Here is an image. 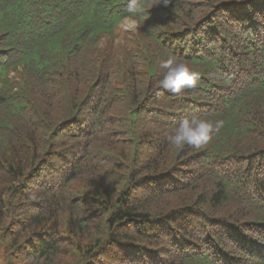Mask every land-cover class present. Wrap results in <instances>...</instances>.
Listing matches in <instances>:
<instances>
[{"label": "trees", "instance_id": "trees-1", "mask_svg": "<svg viewBox=\"0 0 264 264\" xmlns=\"http://www.w3.org/2000/svg\"><path fill=\"white\" fill-rule=\"evenodd\" d=\"M129 3L0 0V264H264V0Z\"/></svg>", "mask_w": 264, "mask_h": 264}, {"label": "clouds", "instance_id": "clouds-1", "mask_svg": "<svg viewBox=\"0 0 264 264\" xmlns=\"http://www.w3.org/2000/svg\"><path fill=\"white\" fill-rule=\"evenodd\" d=\"M162 2L167 5L170 0H162ZM129 11L133 14H140L143 12V7L137 4V0H130ZM129 26L134 27V24ZM159 68L163 70V74L156 84L157 89L179 95L184 89H191L197 85V72L188 63L175 56L168 55L166 59H161ZM222 125V121H216L214 124L211 120L198 115L185 117L168 136V141L177 148L190 145L195 149H200L209 142L211 133L219 131Z\"/></svg>", "mask_w": 264, "mask_h": 264}, {"label": "rangeland", "instance_id": "rangeland-1", "mask_svg": "<svg viewBox=\"0 0 264 264\" xmlns=\"http://www.w3.org/2000/svg\"><path fill=\"white\" fill-rule=\"evenodd\" d=\"M134 24V27H130L129 25ZM137 21L133 20V19H125L122 23H121V28L124 31H131V32H136L137 30Z\"/></svg>", "mask_w": 264, "mask_h": 264}]
</instances>
